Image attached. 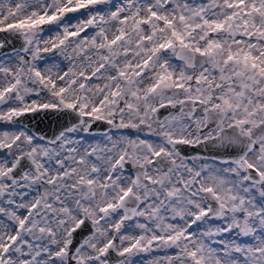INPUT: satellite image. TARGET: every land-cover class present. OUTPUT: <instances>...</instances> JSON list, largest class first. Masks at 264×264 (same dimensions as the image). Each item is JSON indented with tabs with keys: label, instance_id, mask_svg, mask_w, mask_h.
<instances>
[{
	"label": "snow or ice",
	"instance_id": "snow-or-ice-1",
	"mask_svg": "<svg viewBox=\"0 0 264 264\" xmlns=\"http://www.w3.org/2000/svg\"><path fill=\"white\" fill-rule=\"evenodd\" d=\"M0 33V264H264V0H0Z\"/></svg>",
	"mask_w": 264,
	"mask_h": 264
},
{
	"label": "water",
	"instance_id": "water-1",
	"mask_svg": "<svg viewBox=\"0 0 264 264\" xmlns=\"http://www.w3.org/2000/svg\"><path fill=\"white\" fill-rule=\"evenodd\" d=\"M4 35L5 34L0 33V38H2ZM13 44L16 48H19L21 41L14 40ZM5 51H11V49H5ZM161 113H165V110L162 109ZM17 123L18 125L23 127L26 126L27 128L31 129L32 133L51 138L54 135H57L60 131L64 130V128L69 126L71 123H74V121L64 120L49 112L35 115L27 114L23 117H20ZM90 131L96 133H105L109 131V126L103 122H96L92 125ZM185 151L190 155H194L200 150L187 148Z\"/></svg>",
	"mask_w": 264,
	"mask_h": 264
},
{
	"label": "rangeland",
	"instance_id": "rangeland-1",
	"mask_svg": "<svg viewBox=\"0 0 264 264\" xmlns=\"http://www.w3.org/2000/svg\"><path fill=\"white\" fill-rule=\"evenodd\" d=\"M73 16H79V13H75V14H71ZM75 22V21H73ZM50 27V26H45ZM89 31L91 32V29H89ZM54 34V33H53ZM47 35V33H46ZM47 55H53V54H47ZM50 64L55 63L58 64L60 68L62 69H67V67L70 66L69 61L67 60H62V58L60 57H56L55 60L53 61H49ZM21 126V125H20ZM23 127V126H21ZM4 130H9V131H15L17 130V127L14 125H8V124H4V123H0V132L4 131ZM126 132L131 133L132 130H125ZM111 135V132H105V133H95V132H91V135L88 134H83L84 135V139H85V143L87 144H92V145H96V144H100L101 146H103V144L105 143V134ZM73 136V138H78L79 136L82 135V133L77 132V133H73L71 134ZM169 253L172 252V250H167ZM165 255V251L162 250H156L152 253H141L139 257L136 258L137 260V264H147V262L153 258L156 257H163Z\"/></svg>",
	"mask_w": 264,
	"mask_h": 264
},
{
	"label": "flooded vegetation",
	"instance_id": "flooded-vegetation-1",
	"mask_svg": "<svg viewBox=\"0 0 264 264\" xmlns=\"http://www.w3.org/2000/svg\"><path fill=\"white\" fill-rule=\"evenodd\" d=\"M91 132V131H90ZM96 133V132H95Z\"/></svg>",
	"mask_w": 264,
	"mask_h": 264
}]
</instances>
